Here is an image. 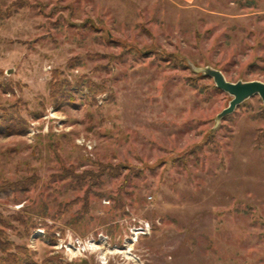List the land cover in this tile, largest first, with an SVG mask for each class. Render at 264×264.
Wrapping results in <instances>:
<instances>
[{
  "label": "rangeland",
  "instance_id": "rangeland-1",
  "mask_svg": "<svg viewBox=\"0 0 264 264\" xmlns=\"http://www.w3.org/2000/svg\"><path fill=\"white\" fill-rule=\"evenodd\" d=\"M205 67L264 83V0H0V264H264V105Z\"/></svg>",
  "mask_w": 264,
  "mask_h": 264
},
{
  "label": "water",
  "instance_id": "water-1",
  "mask_svg": "<svg viewBox=\"0 0 264 264\" xmlns=\"http://www.w3.org/2000/svg\"><path fill=\"white\" fill-rule=\"evenodd\" d=\"M204 75L210 77L213 80L215 87L223 92H226L231 96V100L228 106L224 108L217 116L216 120L230 114L236 106L242 103L244 100L257 95L261 99L264 105V83L260 81H248L235 83L229 82L225 79L222 72L219 70L205 67L199 70Z\"/></svg>",
  "mask_w": 264,
  "mask_h": 264
},
{
  "label": "trees",
  "instance_id": "trees-1",
  "mask_svg": "<svg viewBox=\"0 0 264 264\" xmlns=\"http://www.w3.org/2000/svg\"><path fill=\"white\" fill-rule=\"evenodd\" d=\"M2 233L0 232V251L3 253V254H6V259H7V257H13L12 258V260H10L9 261V259H7V260H5V261H8V263H16V257L14 256V254H10L9 253V251L10 250H12V249H14V250H17L18 249V247L17 246H15L14 248L12 247V244L10 243V242H8L7 240L6 241H4V240H2Z\"/></svg>",
  "mask_w": 264,
  "mask_h": 264
},
{
  "label": "built area",
  "instance_id": "built-area-1",
  "mask_svg": "<svg viewBox=\"0 0 264 264\" xmlns=\"http://www.w3.org/2000/svg\"><path fill=\"white\" fill-rule=\"evenodd\" d=\"M148 228H149L148 224H145L144 226L138 228V230L141 231V232H143V231L148 230ZM76 244H79V243L73 241L72 244H71V246L74 247ZM68 245H70V244L68 243ZM68 251H69V249H68Z\"/></svg>",
  "mask_w": 264,
  "mask_h": 264
},
{
  "label": "bare ground",
  "instance_id": "bare-ground-1",
  "mask_svg": "<svg viewBox=\"0 0 264 264\" xmlns=\"http://www.w3.org/2000/svg\"><path fill=\"white\" fill-rule=\"evenodd\" d=\"M95 248H96V247H95ZM115 252H116V253H120L118 250H117V251H114V252H113V250H112V252H109V253H115ZM128 252H129L128 250L125 251V253L129 254Z\"/></svg>",
  "mask_w": 264,
  "mask_h": 264
}]
</instances>
